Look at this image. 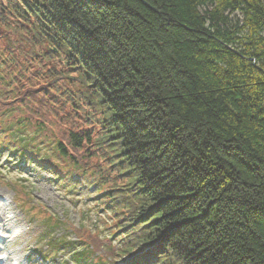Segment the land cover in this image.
<instances>
[{
  "label": "trees",
  "instance_id": "obj_1",
  "mask_svg": "<svg viewBox=\"0 0 264 264\" xmlns=\"http://www.w3.org/2000/svg\"><path fill=\"white\" fill-rule=\"evenodd\" d=\"M1 151L88 189L104 243L10 183L61 264H264V0H0Z\"/></svg>",
  "mask_w": 264,
  "mask_h": 264
},
{
  "label": "rangeland",
  "instance_id": "obj_2",
  "mask_svg": "<svg viewBox=\"0 0 264 264\" xmlns=\"http://www.w3.org/2000/svg\"><path fill=\"white\" fill-rule=\"evenodd\" d=\"M47 103H49L48 100ZM57 103L58 106L62 104L59 97ZM57 113V122H53L57 126L55 132L59 137L65 139L63 133H66V128L59 127V124L63 123L71 127L75 126V128L76 124L73 119L65 121L63 114L59 111ZM6 158L7 153L1 151L0 204L7 206L6 216L9 223L6 231L3 230L5 232H2L4 237L2 253L5 257L11 256L10 264H61L60 261L64 258L61 254L57 259L55 257L50 259V252H47L46 248L39 249L42 224L36 215L28 217L25 209L17 206L14 201L15 192L10 185L11 182H19L18 186L24 187V190L30 194V198L26 200L24 205L29 204L33 208L41 206L53 214L58 222H62L56 227L57 235L66 237L68 242H75L76 244H78L79 237L87 239L88 244L92 242L104 243L101 231L95 230L94 222H90V220L95 221L96 216L93 212L94 208L86 207V203L90 204L87 188L82 187L79 189L78 195L71 196L65 190L60 189L59 184H57L58 181L46 171L33 168L26 169L24 164L13 167L11 163L4 162ZM86 213L88 214L86 215ZM57 235L55 236L56 239ZM46 252L48 255L45 258H49V261L38 255V253L46 254Z\"/></svg>",
  "mask_w": 264,
  "mask_h": 264
},
{
  "label": "bare ground",
  "instance_id": "obj_3",
  "mask_svg": "<svg viewBox=\"0 0 264 264\" xmlns=\"http://www.w3.org/2000/svg\"><path fill=\"white\" fill-rule=\"evenodd\" d=\"M6 204L1 205L0 204V264H10V257H5L2 253V243L4 242V237L2 232H5L7 227L9 226L8 219L6 216ZM5 230V231H3Z\"/></svg>",
  "mask_w": 264,
  "mask_h": 264
}]
</instances>
